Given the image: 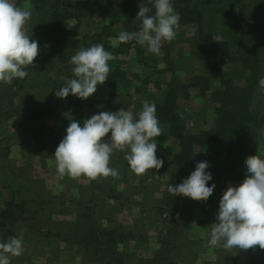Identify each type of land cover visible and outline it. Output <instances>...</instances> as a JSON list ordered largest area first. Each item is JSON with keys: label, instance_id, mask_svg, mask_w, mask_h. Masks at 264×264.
Segmentation results:
<instances>
[{"label": "rangeland", "instance_id": "rangeland-1", "mask_svg": "<svg viewBox=\"0 0 264 264\" xmlns=\"http://www.w3.org/2000/svg\"><path fill=\"white\" fill-rule=\"evenodd\" d=\"M72 1L64 3L71 6ZM141 2L144 5L149 0ZM26 4L31 9L32 3ZM30 11L34 18L31 17L28 23H35L34 10ZM97 21L98 24H94ZM106 23L107 20L100 19L84 22L78 38L82 39L91 29L100 31V26ZM179 29H176L175 39L162 42L161 47L168 50H161L157 56L162 58L169 53L170 61L175 64L174 82L186 84L194 76L207 71L209 65L194 58L193 32ZM27 31L28 27V35ZM117 31L115 28V35H118ZM109 42L114 47L119 44L117 37H112ZM130 57L121 56L119 64L130 79L133 73L139 74L142 83L123 90L100 85L97 92L85 100L86 106L80 111L70 110L66 102L51 98L44 76L36 75L28 88L16 97V113H0V211L11 199L25 204L23 217L15 223L8 222L3 228L5 235L0 234V242L8 239L7 233L10 232L23 242V255L13 257L10 264H108L92 255L87 245L72 242L77 218L87 205L95 211L102 228H120L128 234L127 240L117 247L124 264L148 261L149 256L159 251L165 230L176 220L185 198L174 196L168 190L171 160L178 152V145L176 140L167 136L163 126L159 125L161 136L156 138V155L163 159V167L159 171L149 170L142 176L130 170L125 158L127 150H116L111 156L110 167L118 170V176L91 179L95 185L93 183L92 189H86L88 177H61L53 157L71 120L83 125L84 120L93 114L101 111L115 113L122 108L138 117L145 103L152 104L163 97L167 76L160 70H164L166 64L160 62L156 69L133 66ZM224 67L227 76L232 77L238 86L248 77L244 67L235 62ZM46 74L54 76L51 71ZM178 105L188 132L197 133L208 128L213 118V105L209 100L193 91L189 99L180 98ZM257 154L264 158V140L255 146L251 156ZM211 157L210 150H201L197 163L205 159L210 161ZM197 163L185 172L184 179L195 170ZM240 184L235 183L233 175L224 177L212 210L202 207L194 213L181 240L182 246L171 264H248V250L225 252L208 244L211 225L217 222L219 202L224 192L229 186ZM89 196H92L90 200Z\"/></svg>", "mask_w": 264, "mask_h": 264}, {"label": "trees", "instance_id": "trees-1", "mask_svg": "<svg viewBox=\"0 0 264 264\" xmlns=\"http://www.w3.org/2000/svg\"><path fill=\"white\" fill-rule=\"evenodd\" d=\"M37 21L29 23L28 36L37 40L40 52L34 67L27 69L28 76L15 79L11 84L0 83V113H16V97L28 88L34 76H44L50 97L68 101L70 110H82L85 100L74 96L59 99L55 90L72 77L70 58L81 48L102 44L116 59L110 61L109 80L103 85L112 90H123L135 83L141 84L140 75L133 73L130 79L120 66L121 56H131L133 66L156 69L163 62L166 67V90L161 99L154 101L159 125L169 138L177 141L178 152L171 160L169 185L180 184L185 172L197 163L198 152L210 150V168L214 177L210 183L216 188L211 197L201 200L184 198L177 218L161 239V247L154 257L139 264H171L182 246L194 213L200 208L212 210V204L226 175H233L235 183H242L247 175L245 160L255 146L264 140V94L258 91V81L264 76V0H172L180 15L182 25L195 28L192 50L198 62L209 65L210 76L196 75L189 83L176 84L174 63L169 53L164 57L151 54L135 41L110 44L112 37L122 31L140 30L141 21L136 19L139 7H150L141 0H79L73 6L62 0H32ZM153 12L150 14H154ZM107 20L100 32L78 38L82 21ZM73 24V25H72ZM117 25L122 31L115 35ZM161 50H168L162 48ZM239 62L248 72L244 86H238L226 76L224 66ZM53 72L54 76L46 73ZM147 82V81H146ZM158 87L159 85L156 84ZM209 100L213 105V118L207 129L197 133L188 132L186 122L179 112L180 98L189 99L191 92ZM123 175V174H121ZM25 204L11 199L0 211V234L8 222L19 221ZM72 242L87 245L92 255L108 264H124L117 247L127 240L128 234L120 228L104 229L99 225L95 211L85 206L77 218ZM8 236H15L7 233ZM5 239L4 241H6ZM3 241V242H4ZM248 264H264V250L248 249Z\"/></svg>", "mask_w": 264, "mask_h": 264}, {"label": "clouds", "instance_id": "clouds-1", "mask_svg": "<svg viewBox=\"0 0 264 264\" xmlns=\"http://www.w3.org/2000/svg\"><path fill=\"white\" fill-rule=\"evenodd\" d=\"M152 8L139 7L137 18L140 30L122 31L117 39L121 43L135 41L151 54H159L163 41H172L179 27L180 15L172 0H149ZM154 14H150L153 12ZM31 11L14 5L11 0H0V83L11 84L15 79L28 76L40 52L37 40L26 34L25 25ZM116 57L102 44L79 49L70 58L72 77L55 90L59 99L70 95L80 100L92 97L100 85L109 80L110 61ZM258 91L264 94V76L258 81ZM110 134V135H109ZM161 128L155 104L145 103L138 117L124 108L113 113L101 111L84 120L83 125L71 120L66 135L56 148L54 158L57 173L71 178L86 176L91 179L117 177L118 170L110 167L114 151H126L130 170L137 176L149 170L159 171L164 164L157 157V137ZM247 175L239 186H229L224 192L211 225L208 244L222 248L264 250V158L252 155L245 160ZM210 161L196 164L195 170L180 184L169 185V192L192 200L211 197L216 188L210 183L214 172ZM22 240L9 236L0 242V264H10L13 257L23 255Z\"/></svg>", "mask_w": 264, "mask_h": 264}, {"label": "crops", "instance_id": "crops-1", "mask_svg": "<svg viewBox=\"0 0 264 264\" xmlns=\"http://www.w3.org/2000/svg\"><path fill=\"white\" fill-rule=\"evenodd\" d=\"M32 0H11V2L14 4V5H16V6H18V7H21V8H25V9H28V10H31V9H33V5L32 4H30V3H32L31 2ZM63 2H67V1H70V0H62ZM77 1H79V0H73L72 2H73V4L71 5V6H73ZM26 3H29L30 5H31V9L28 7V5L26 4ZM26 5V6H25ZM34 10V9H33ZM34 15H35V13H34ZM31 17H33L32 15H31ZM36 17V16H35ZM34 18V17H33ZM96 19H98V18H95V20ZM100 20H102V19H100ZM88 22L89 20L87 19V20H84V21H82V23H81V26L83 25V23L84 22ZM94 24H98V21L97 22H94ZM29 25V23L27 22V25H25V31H26V27ZM81 26H80V28H81ZM102 26L103 25H101L100 26V31H101V29H102ZM87 28V27H86ZM116 28L119 30V31H117V32H121L122 31V25H117L116 26ZM179 30H181L182 32H187V33H189L190 31L191 32H193V33H191L192 35V37L194 38V36H195V34H196V31H195V28L193 27V26H190L189 25V27H188V25H182L180 22H179ZM100 31H92V29H91V31H88L86 34L87 35H92V34H95V33H98V32H100ZM235 63H237V64H239V65H241L239 62H235ZM242 66V65H241ZM243 67V66H242ZM223 71L225 72V74H226V69H225V67L223 68ZM201 75L202 76H210V71H209V69L207 70V71H205L204 73H201ZM226 76H227V74H226ZM229 78H232V77H229ZM245 83H246V80L243 82V83H241V84H239V86H244L245 85ZM64 102H66L67 103V108L69 109V106H68V101H66V100H63ZM62 102V101H61ZM84 109V108H83ZM84 177V176H83ZM90 179V180H89ZM80 181H84V180H82V178H80ZM87 183H88V185H87V183H85L86 185H85V188L86 189H92V186H93V183H94V185H95V181L94 180H92L91 181V178H88L87 180H85ZM84 181V182H85ZM90 193H91V191H90ZM92 196H89V199L88 200H90V198H91ZM85 199H86V197H85ZM47 255H49V254H47ZM154 257V255L153 256H149V259H152Z\"/></svg>", "mask_w": 264, "mask_h": 264}]
</instances>
